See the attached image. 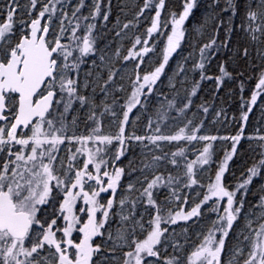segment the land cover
Returning a JSON list of instances; mask_svg holds the SVG:
<instances>
[{"label": "snow or ice", "instance_id": "6c2138e0", "mask_svg": "<svg viewBox=\"0 0 264 264\" xmlns=\"http://www.w3.org/2000/svg\"><path fill=\"white\" fill-rule=\"evenodd\" d=\"M113 7L0 0V264H264V124L247 131L255 108L264 120V0ZM201 7L193 32L211 34L190 40ZM226 81L231 121L212 107Z\"/></svg>", "mask_w": 264, "mask_h": 264}, {"label": "rangeland", "instance_id": "374dc122", "mask_svg": "<svg viewBox=\"0 0 264 264\" xmlns=\"http://www.w3.org/2000/svg\"><path fill=\"white\" fill-rule=\"evenodd\" d=\"M116 3H117V0H113V5H114L113 14L114 15H120L121 19L123 20L124 16H123V14L119 13L118 8L115 7ZM179 3H180V0H169V6L170 7L178 8ZM204 13H205V9H202L201 12L199 13V15L197 16V18L189 21V39L190 40L196 39V40L203 41V40H206L208 38V35L211 34L210 33L211 25H209V31L203 37H196L195 33L193 32L194 26H196L199 23V21L202 19L203 15H204ZM225 15H227V14H225ZM109 27H111V25ZM222 36H223V33H221V38H222ZM238 38H239V33H236L234 35V42ZM105 39H106L105 42H104V39L100 41L101 46H103L105 43H108L109 41H112L111 49H114L120 43L119 38L115 37L114 32H110L109 35L107 37H105ZM102 43H104V44H102ZM123 44L125 45V47H127L129 45V41L125 40V41H123ZM111 49H109V50H111ZM189 50L190 49L188 48V51ZM185 53H187V52H185ZM228 55H229V53L222 51L221 54L213 60L212 65H211V72L212 73L218 74V69L216 67L217 63L221 62L220 60L222 58H227ZM253 55H254V53H253ZM117 66H119V65H117ZM173 66H174V64H173ZM228 67H229V70H232L231 62H230ZM231 90L233 91L232 84L226 81L225 86L221 89V91L218 94H216L214 104L212 105L213 109H218V108L223 107L227 112L228 101H233V99L230 98V96L232 95V92H230ZM212 93H213V85H212V82L209 81L208 83H206L203 86L202 93L200 95L204 98V100L212 101L213 100ZM258 104H259V101H258ZM236 107H233V108H231V106L229 107L230 108L229 109L230 114L227 113L229 121H231V117L233 114H238V108H236ZM211 118L212 117L210 114L209 118H208L209 121L211 120ZM258 121L261 124H264V120H261L259 107L254 109V113L252 114V118L250 119V125H249V128L247 129V131L248 132L253 131L254 128L256 127ZM234 127H235L234 124L231 127H225L223 124L213 125L211 123L206 122V129L205 130L208 132H211L212 134H216V130L218 129L220 134H227V133L231 132ZM104 130H105V132H107V131L114 130V129L105 128ZM138 130H142V128H139ZM242 143L244 144V148L239 150L241 152V154L234 159V161L237 162L236 163V166H237L236 176L237 177L240 175V173L245 169V167L247 165L252 163L253 149H250L248 147L247 142H242ZM226 148H227V142H220V141L216 142V150H217V158L218 159L222 158L223 151ZM243 156H245L247 158L246 163H244L243 161H240L243 158ZM238 161H240V162H238ZM204 179L206 180L207 177H204ZM229 179L231 180L233 178H229ZM250 199H251V197H250ZM205 224H207V220H205ZM198 230H199L198 227H192L190 229V234L192 235L193 243L195 242V233Z\"/></svg>", "mask_w": 264, "mask_h": 264}, {"label": "trees", "instance_id": "16d2710c", "mask_svg": "<svg viewBox=\"0 0 264 264\" xmlns=\"http://www.w3.org/2000/svg\"><path fill=\"white\" fill-rule=\"evenodd\" d=\"M206 2V0H202V4L203 3H205ZM180 4V3H179ZM202 9H205L204 7H201L200 8V10L197 12V15H196V18H197V16L199 15V13L201 12V10ZM187 27H188V29H189V22H188V24H187ZM105 40L106 39H104V42H105ZM102 44H104V43H102ZM184 51L185 52H188V47L187 46H185V49H184ZM221 53H219L218 55H216L215 56V58L216 57H218L219 55H220ZM227 58H222L220 61L222 62V61H224V60H226ZM229 64H230V62H229ZM229 64H228V66H229ZM209 81H205L204 82V84H203V86L206 84V83H208ZM228 82V81H227ZM229 83H231L232 84V87H233V91L231 90L230 92H232V95L230 96V98H232L233 99V101H228V103H227V113L228 114H230V112H229V107L231 106V108H233V107H236V108H238V104H239V88H238V85L236 84V83H233V82H229ZM203 86H202V89H203ZM254 86V81H248V83L246 84V88H245V96H248L249 94H250V90H251V87H253ZM202 93V92H201ZM200 93V94H201ZM254 113V112H253ZM252 118V115L250 116V119ZM236 158V157H235ZM234 158V159H235ZM238 160V159H237ZM240 161H243L244 163H246L247 162V158L245 157V156H243V158L240 160ZM240 161H238V162H240ZM236 161H234V163L233 164H231L230 166H231V169H232V171H234L235 173H237V166H236ZM229 178H232L231 176H229Z\"/></svg>", "mask_w": 264, "mask_h": 264}]
</instances>
